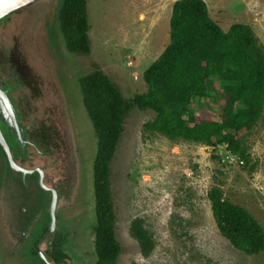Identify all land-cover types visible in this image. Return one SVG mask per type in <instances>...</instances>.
<instances>
[{
    "label": "rangeland",
    "instance_id": "rangeland-1",
    "mask_svg": "<svg viewBox=\"0 0 264 264\" xmlns=\"http://www.w3.org/2000/svg\"><path fill=\"white\" fill-rule=\"evenodd\" d=\"M175 1L87 0L91 53L72 55L75 72L82 78L101 69L125 98L147 91L143 75L170 43ZM205 1L225 31L234 23L249 24L264 49V0ZM222 98L213 91L191 107H204L219 120ZM154 117L138 108L126 115L112 164L118 264H264V251L248 255L222 235L208 198L220 187L264 226V113L253 130L237 133L249 148L248 165L225 144L213 148L146 131ZM137 219L154 241L149 254L133 231Z\"/></svg>",
    "mask_w": 264,
    "mask_h": 264
},
{
    "label": "trees",
    "instance_id": "trees-1",
    "mask_svg": "<svg viewBox=\"0 0 264 264\" xmlns=\"http://www.w3.org/2000/svg\"><path fill=\"white\" fill-rule=\"evenodd\" d=\"M60 20L68 48L90 54L87 0H64ZM143 76L148 89L132 98H125L99 68L81 80L99 137L95 164L97 264H118L122 251L116 234L112 164L125 130V117L133 108L155 114L145 124L146 131L213 148L225 144L247 165L249 148L237 133L253 130L264 113L263 47L249 24L234 23L225 31L210 16L205 0L174 2L170 43ZM213 91L223 96L218 105L219 120L204 107H191ZM249 168L254 171L256 164ZM208 198L218 229L236 249L248 255L264 251V226L247 208L225 198L220 187H213ZM132 228L143 252L149 254L154 241L142 220H135Z\"/></svg>",
    "mask_w": 264,
    "mask_h": 264
},
{
    "label": "flooded vegetation",
    "instance_id": "flooded-vegetation-1",
    "mask_svg": "<svg viewBox=\"0 0 264 264\" xmlns=\"http://www.w3.org/2000/svg\"><path fill=\"white\" fill-rule=\"evenodd\" d=\"M53 5L51 0L42 10L15 13L0 22V90L26 130L22 144L10 133L2 137L0 185L10 206L2 219L14 221L13 234L29 236L34 264L40 261L34 258L39 251L47 263L76 264L74 248L83 247L78 241L85 232L70 193L76 168L72 133L58 81L37 37V25ZM23 62L29 72L19 71ZM84 249L82 254H89Z\"/></svg>",
    "mask_w": 264,
    "mask_h": 264
},
{
    "label": "water",
    "instance_id": "water-1",
    "mask_svg": "<svg viewBox=\"0 0 264 264\" xmlns=\"http://www.w3.org/2000/svg\"><path fill=\"white\" fill-rule=\"evenodd\" d=\"M50 3L51 0H0V22L15 13L42 10ZM63 5L64 0H54V5L45 12L44 18L37 25V37L42 54L58 81L64 103L63 109L72 133L76 168L72 174L70 193L77 201L75 209L84 221L85 232L78 241L83 247L74 248L73 255H76V264H97L99 257L95 232V227L98 225L95 164L99 151V137L85 104L81 80L86 75L81 78L72 66V55L79 53L68 48L61 26L60 12ZM18 69L21 73L30 71V67L24 62L19 64ZM2 92L0 90V146L4 144L3 135L8 133L22 144L26 130L18 119L12 101ZM0 186V264H34L29 252L31 242L29 236L18 237L13 234L14 221L2 219L7 216V209L10 206L5 199V188L2 184ZM53 231L54 226H51L49 234ZM83 248L89 254L83 255L81 251ZM34 258L40 259L37 264H62L47 263L45 253L41 251Z\"/></svg>",
    "mask_w": 264,
    "mask_h": 264
}]
</instances>
